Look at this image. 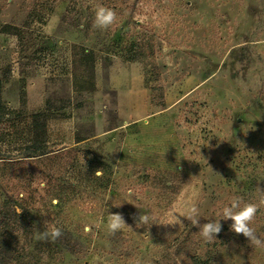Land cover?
Here are the masks:
<instances>
[{
    "label": "rangeland",
    "instance_id": "1",
    "mask_svg": "<svg viewBox=\"0 0 264 264\" xmlns=\"http://www.w3.org/2000/svg\"><path fill=\"white\" fill-rule=\"evenodd\" d=\"M97 6L116 13L107 29ZM3 25L19 29L0 32L1 96L22 117L0 124V152L18 154L37 113L50 151L0 163L28 214L18 264H264L221 215L256 204L264 240V0H0ZM191 206L221 220L215 239ZM109 213L128 226L111 234Z\"/></svg>",
    "mask_w": 264,
    "mask_h": 264
},
{
    "label": "trees",
    "instance_id": "2",
    "mask_svg": "<svg viewBox=\"0 0 264 264\" xmlns=\"http://www.w3.org/2000/svg\"><path fill=\"white\" fill-rule=\"evenodd\" d=\"M0 32L5 34H16L12 30H18V27L11 25L0 26ZM93 54L88 52L85 55L87 60H90ZM93 60V58H92ZM21 114L10 109L2 100L1 85H0V124L12 122L20 119ZM44 114L37 113L33 116L32 124V139L25 140L21 143V148L18 149V154H6L0 152V163L38 158L50 153L46 146L40 143V139L46 135L47 128L45 121L43 123ZM45 144V143H44ZM46 145V144H45ZM28 214L26 211H18L14 205L10 195L4 190L0 182V264H18L25 253V247L20 245L19 237L25 235L26 222Z\"/></svg>",
    "mask_w": 264,
    "mask_h": 264
},
{
    "label": "clouds",
    "instance_id": "3",
    "mask_svg": "<svg viewBox=\"0 0 264 264\" xmlns=\"http://www.w3.org/2000/svg\"><path fill=\"white\" fill-rule=\"evenodd\" d=\"M116 21V13L110 8L97 6L95 9V20L94 26L102 29H107L113 25ZM100 171L96 172L99 175ZM119 207V206H117ZM239 208V210H235ZM258 208L256 204L247 203L242 208L239 207L238 203H233L230 206H226L222 209L221 215L222 220H231L233 223L230 228L236 234H243L249 241L251 245L262 247L264 246V240L258 238L255 231L250 225L254 221L257 214ZM198 208L196 206L189 207L184 213L185 218L191 221L195 226L199 227V235L205 241H211L216 238L222 230V224L219 221H208L201 225L199 220L195 217L198 215ZM149 222V217L147 215H140L137 220V227H142L147 225ZM178 219L173 215V217L162 225H172L175 226L178 223ZM126 221L122 214L120 213H109L108 215V230L111 234L115 235L116 232L122 230L126 226ZM128 226V225H127ZM130 227V226H129ZM89 228H85V231H89ZM62 230L57 227H51L49 222L46 220L44 222V231L39 234L38 238L49 240L55 242L59 237L62 236Z\"/></svg>",
    "mask_w": 264,
    "mask_h": 264
}]
</instances>
